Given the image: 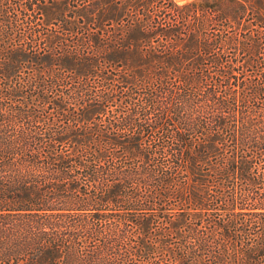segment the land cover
I'll return each instance as SVG.
<instances>
[{
  "label": "trees",
  "instance_id": "16d2710c",
  "mask_svg": "<svg viewBox=\"0 0 264 264\" xmlns=\"http://www.w3.org/2000/svg\"><path fill=\"white\" fill-rule=\"evenodd\" d=\"M0 264H264V0H0Z\"/></svg>",
  "mask_w": 264,
  "mask_h": 264
},
{
  "label": "rangeland",
  "instance_id": "374dc122",
  "mask_svg": "<svg viewBox=\"0 0 264 264\" xmlns=\"http://www.w3.org/2000/svg\"><path fill=\"white\" fill-rule=\"evenodd\" d=\"M177 3L179 4H184V3H187V2H191V1H199V0H175Z\"/></svg>",
  "mask_w": 264,
  "mask_h": 264
}]
</instances>
